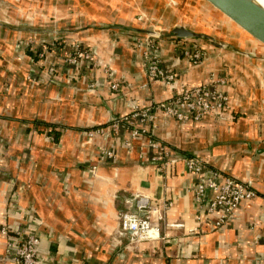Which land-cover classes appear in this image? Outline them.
I'll return each mask as SVG.
<instances>
[{"label": "crops", "instance_id": "obj_1", "mask_svg": "<svg viewBox=\"0 0 264 264\" xmlns=\"http://www.w3.org/2000/svg\"><path fill=\"white\" fill-rule=\"evenodd\" d=\"M50 1L57 4L48 14L56 18L44 30L64 40L39 55L44 64L37 53H11L22 38L12 42L10 35H22L24 27L16 32L0 24L9 37L0 40L8 54L0 55L7 75L0 73V229L8 228L6 236L0 233V264H16L8 244L26 236L39 239V264H264V82L250 66L256 60L231 56L203 39L165 37L156 40L157 56L175 80H152L149 55L127 29H144L148 14L157 15L152 8L138 14L140 1L146 9L150 0H62L65 10L61 0ZM187 2L192 27L182 12L173 25L160 19L166 25L159 28L204 33L203 14L194 0ZM0 13L6 23L15 12ZM75 46L91 60L70 63ZM194 47L203 51L197 63L182 53ZM49 59L47 68L55 70L51 81L40 71ZM32 62L40 72L33 87L25 80L26 63ZM202 85L227 96L225 114L178 122L159 109L180 88ZM144 108L151 109L155 129L134 138L125 127L109 131L112 120ZM100 127L108 131L105 136L88 137ZM51 132L60 134L57 140ZM153 142L170 149L166 162L152 161ZM106 153L112 158L98 162ZM186 158L202 162L200 176L187 172ZM212 173L220 184L230 177L256 192L221 225L218 213H207L213 192L201 203L193 194L200 177ZM140 199L148 209L139 215L159 226L153 241L133 242L129 232L120 231V216L137 213Z\"/></svg>", "mask_w": 264, "mask_h": 264}, {"label": "built area", "instance_id": "obj_2", "mask_svg": "<svg viewBox=\"0 0 264 264\" xmlns=\"http://www.w3.org/2000/svg\"><path fill=\"white\" fill-rule=\"evenodd\" d=\"M157 39L153 38H136L138 47H143L147 53V75L152 80L171 83L175 80L172 73L163 70L160 67V60L157 56ZM183 56L192 61L199 62L203 57V51L200 48H187L182 50ZM74 58L69 61L73 65L81 62H89L90 54L86 50L79 49L75 46ZM221 83V82H220ZM113 88H117L116 84ZM162 112L177 121H194L198 122L208 115L220 117L228 110V98L213 85H202L194 88L182 87L176 94L172 95L169 100L158 104ZM154 116L151 109H136L130 115L123 118L114 119L109 126V131L117 134L122 127L130 130L132 138L148 133V129H155ZM108 133L104 128H96L88 132V137L96 135L105 136ZM130 142L126 141L125 145L130 146ZM152 147L157 149V153L152 157V161L164 163L171 156L169 148L152 143ZM112 158L111 153L102 154L100 159L109 160ZM203 164L197 158H186V170L188 173L200 176L203 171ZM219 176L212 173L210 176L197 181L193 188L194 199L197 203L205 200L208 191L213 192V197L209 201L207 213H218L219 217L216 225H221L226 221L229 215L238 205L247 200L256 197V192L248 184L237 182L236 180L225 177L220 184ZM170 205V204H169ZM137 213H123L120 216V231L129 232L133 242L153 241L159 235V226L144 214L148 209L147 202L140 199L136 202ZM0 233L8 234V228L2 227ZM39 239L36 236H26L18 238L16 244H8L7 253L12 255L16 264H39L37 254V246Z\"/></svg>", "mask_w": 264, "mask_h": 264}, {"label": "rangeland", "instance_id": "obj_3", "mask_svg": "<svg viewBox=\"0 0 264 264\" xmlns=\"http://www.w3.org/2000/svg\"><path fill=\"white\" fill-rule=\"evenodd\" d=\"M148 2H149V5H147V8L145 9L146 2L140 1V4H138L139 8L137 9L138 14L141 15L145 13V10L149 11L148 8H152L154 9L155 12H157V15L151 16L150 14H148L147 17L149 18V21L147 23L142 22L141 24V25H144L143 26L144 29L160 30L159 27H162V25H166L164 22L161 23L162 21H160V19H165V21L169 25H173V23H178V15L182 12L186 13L185 19H184L186 21V24L189 27H192L194 25L192 24V21H191L193 19V15L191 12L192 9L187 5L189 4L187 0H150ZM56 4L50 0H0V11L1 10H5V11L11 10L12 12L13 11L15 12L14 15H12L13 20L6 21V23H3V20L0 19V24H4L5 26H12L14 29H16V32L21 31V28L24 27V29L22 30V33H23L22 35H19V33L17 34L11 33L10 38L6 34L4 35L1 34V31H0V40L6 39V37H8L12 42H14V40L12 39H15L18 36H21L22 39L20 41V44L17 43L16 45V53L12 51L11 53L15 54L16 56H17V53H20V51H21V54L25 53L26 56L31 55L32 53H37V57L39 58L36 57V59H38L40 62L44 64L45 62L44 56L40 57L39 55H43L44 51L46 50L48 51L49 48L54 47L56 44L64 40L63 36L61 35L58 36V34L52 33L53 31L44 30V28L53 25V21H52L53 19L51 18V16L53 15L54 18H56V14L55 15L48 14L49 13L48 8L50 5L55 6ZM59 4L63 5L61 7H64V10L66 9L65 1L63 2L61 0ZM38 5L40 8L38 7ZM60 17H64V16H60ZM0 18H3V13H0ZM171 28L172 27L167 28V30H170ZM220 29L222 30V33L223 32L225 33L224 28L220 27ZM208 30H209L208 28H204V33L208 32ZM137 38L144 39V37H137ZM231 41L234 42L233 40ZM24 43L27 44L28 49L27 48L21 49L23 48L22 45ZM30 47L32 48L31 49L32 51L29 50ZM22 50L24 51V53L22 52ZM3 52L4 50L2 46L0 45V55H3V56L8 55L6 52L4 53ZM31 59H33V57ZM36 59H34V62H36ZM34 62L29 63V64L26 63L27 69L25 70L26 72L25 80L32 87L35 86L33 83L35 82L36 77H38V74L40 73V72H37L38 74H36V69L34 68L35 67ZM48 63L50 66L52 65V61L49 59L48 62L45 63L44 65L45 67L44 66L41 67L40 71L46 74V76L48 77V80L51 81L50 79L52 78L55 70L53 69V71H51L50 68H47ZM15 65H19V64L17 63ZM90 67L93 68L94 65H91ZM3 72L4 74L6 73L4 71V68L0 67V73L2 74ZM6 76H3V77L5 78V81L8 82ZM111 77L113 78L114 74H112ZM117 85L118 84H116V86ZM178 122H181V121H178ZM100 157L101 155L98 156L97 158L98 162L109 161V160L102 161ZM95 168L96 167H92V169H95Z\"/></svg>", "mask_w": 264, "mask_h": 264}, {"label": "water", "instance_id": "obj_4", "mask_svg": "<svg viewBox=\"0 0 264 264\" xmlns=\"http://www.w3.org/2000/svg\"><path fill=\"white\" fill-rule=\"evenodd\" d=\"M199 12L204 16L206 33H195L176 26L170 30L131 29L137 37L161 39H203L211 47H215L231 56L243 57L251 60L264 61V37L259 33L260 25L264 26V10L253 0H194ZM260 16V18H259ZM224 28L225 33L220 29ZM241 37L246 46L251 45L250 50L243 48L239 41ZM233 38V39H232ZM233 40L234 42H232ZM245 46V47H246ZM252 62L257 79L264 82L263 63ZM117 119V118H116ZM136 214V210H131Z\"/></svg>", "mask_w": 264, "mask_h": 264}, {"label": "bare ground", "instance_id": "obj_5", "mask_svg": "<svg viewBox=\"0 0 264 264\" xmlns=\"http://www.w3.org/2000/svg\"><path fill=\"white\" fill-rule=\"evenodd\" d=\"M261 9L264 10V0H253ZM260 18V16H259ZM259 33L264 37V26L260 25ZM135 39V38H134Z\"/></svg>", "mask_w": 264, "mask_h": 264}, {"label": "trees", "instance_id": "obj_6", "mask_svg": "<svg viewBox=\"0 0 264 264\" xmlns=\"http://www.w3.org/2000/svg\"><path fill=\"white\" fill-rule=\"evenodd\" d=\"M51 133H52V136H53L54 140H57L58 137L60 136L59 133H56V132H51Z\"/></svg>", "mask_w": 264, "mask_h": 264}]
</instances>
